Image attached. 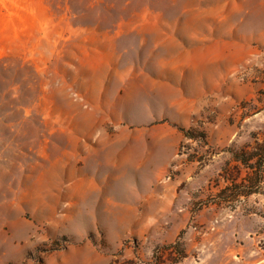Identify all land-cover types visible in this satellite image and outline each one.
Wrapping results in <instances>:
<instances>
[{
	"label": "rangeland",
	"instance_id": "rangeland-1",
	"mask_svg": "<svg viewBox=\"0 0 264 264\" xmlns=\"http://www.w3.org/2000/svg\"><path fill=\"white\" fill-rule=\"evenodd\" d=\"M263 131L264 0H0V264H264Z\"/></svg>",
	"mask_w": 264,
	"mask_h": 264
},
{
	"label": "trees",
	"instance_id": "trees-1",
	"mask_svg": "<svg viewBox=\"0 0 264 264\" xmlns=\"http://www.w3.org/2000/svg\"><path fill=\"white\" fill-rule=\"evenodd\" d=\"M230 154L232 163H227L221 171L225 185L215 195V203L231 206L251 196H264V131L244 149ZM185 258L187 253L182 244L176 242L156 247L149 258L135 257L115 264H178Z\"/></svg>",
	"mask_w": 264,
	"mask_h": 264
}]
</instances>
